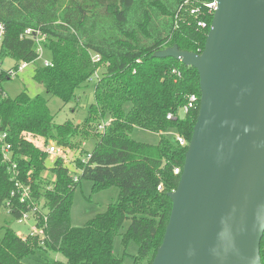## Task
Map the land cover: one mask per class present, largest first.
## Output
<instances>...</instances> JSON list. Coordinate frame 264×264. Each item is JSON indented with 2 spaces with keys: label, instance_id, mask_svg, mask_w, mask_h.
<instances>
[{
  "label": "trees",
  "instance_id": "obj_1",
  "mask_svg": "<svg viewBox=\"0 0 264 264\" xmlns=\"http://www.w3.org/2000/svg\"><path fill=\"white\" fill-rule=\"evenodd\" d=\"M184 1L0 0V20L7 29L3 57L33 61L36 43L20 35L28 27L46 34V55L53 64L34 63L33 77L49 97L64 103L77 101L78 92L105 65L95 83L88 115L80 123H55L49 97H31L23 91L15 98H0L1 124L26 157L21 164L25 172H32L35 189L44 195L49 210L45 238L31 235L23 239L5 229L0 239V264H26L24 259L39 250L65 258L53 264H124L114 252L113 241L127 219L122 243H137L133 264L152 263L169 221L172 200L168 194L180 180L201 94L194 67L155 53L174 45L201 53L213 19L210 14L203 15L208 27H197L189 11L179 13ZM205 1L209 0H200ZM202 9L207 13L205 6ZM96 54L99 60L93 59ZM173 68L181 75L172 74ZM192 93L199 96L196 107L179 116ZM168 114L174 117L168 119ZM103 120H110L104 131L92 130ZM135 128L158 133L159 142L137 141L132 136ZM22 131L67 146L78 145L82 138L89 140L91 157L86 163L78 161L83 170L80 178L91 180L96 192L117 185L118 199L84 226H72L77 183L68 167L58 165L59 161L50 164L46 153L19 139ZM169 131L184 137L188 144L178 143L176 136L167 135ZM175 168H180L179 174L174 173ZM11 188L9 175L0 164V207ZM260 254L264 264V239Z\"/></svg>",
  "mask_w": 264,
  "mask_h": 264
},
{
  "label": "water",
  "instance_id": "obj_2",
  "mask_svg": "<svg viewBox=\"0 0 264 264\" xmlns=\"http://www.w3.org/2000/svg\"><path fill=\"white\" fill-rule=\"evenodd\" d=\"M201 53H155L199 74L200 107L151 264H261L264 0H218Z\"/></svg>",
  "mask_w": 264,
  "mask_h": 264
},
{
  "label": "built area",
  "instance_id": "obj_3",
  "mask_svg": "<svg viewBox=\"0 0 264 264\" xmlns=\"http://www.w3.org/2000/svg\"><path fill=\"white\" fill-rule=\"evenodd\" d=\"M218 3V0H209L205 2H200V0H185L180 6L179 13L181 11H189V14L195 17L197 27L204 29L208 27V22L203 18V15L210 14L213 16L218 8ZM203 6L207 8V13L203 11ZM6 31L5 23L0 20V98L8 97L7 92L2 86L4 80L14 79L28 66L34 63H39L44 66L53 64L52 60L46 55V34L38 28L31 27L26 28L20 37L22 39H32L35 41L36 58L29 62L26 60L18 61L13 58L3 57L2 44ZM7 59H12L14 64L5 66V61ZM93 59L99 60L100 56L96 54L93 56ZM171 72L172 74L181 75L178 68H173ZM198 100L199 96L197 94L192 93L188 95L187 103L179 110V116H181V111H183L185 115L190 109L195 108ZM173 117L172 114H168L167 116L168 119H172ZM109 123L110 120H106L98 126L103 130ZM19 139L31 142L38 150L46 153L47 159L52 165L60 159H65L66 163L71 164L66 167L69 168V174L74 183L79 182L80 175L73 173L70 167L73 165L72 168H74L76 172L78 171L82 174L83 170L79 167L78 161L86 163L91 157L90 151L85 154L86 156H81V152H79L77 148L72 152L70 146L60 144L55 140H47L41 134L22 131L19 134ZM176 139L181 145L188 144L186 139L178 134H176ZM76 155L80 157L75 159ZM25 158L26 157L20 154L18 146L15 145L12 134L2 126L0 121V164L5 167L9 175V181L12 184L9 194L2 201L0 210H5L8 214L14 216L20 223L28 224L31 220L33 221V225L30 226V232L27 235L18 234L21 238L26 239L31 235H38L41 238H45L47 236L45 229L47 227L49 210L46 207L44 195L38 193L35 189L32 172H25L21 164V161ZM174 173L179 174L180 168H175ZM158 188L161 189V185H159Z\"/></svg>",
  "mask_w": 264,
  "mask_h": 264
},
{
  "label": "rangeland",
  "instance_id": "obj_4",
  "mask_svg": "<svg viewBox=\"0 0 264 264\" xmlns=\"http://www.w3.org/2000/svg\"><path fill=\"white\" fill-rule=\"evenodd\" d=\"M14 64L12 59H7L5 61V66ZM35 65L28 66L23 72H21L17 77L11 80H4L2 83L3 88L7 92L8 96L15 98L21 92L25 91L31 97L36 95H41L49 97L46 94L44 87L39 84L34 79ZM105 71V65H102L96 74L91 78V81L86 83L87 85L82 89L78 90V100L70 101L69 103H64L58 97H49V108L51 113L55 115V123H63L66 120H71L74 123L82 122L88 115V108L90 104L94 101V88L95 83L99 76ZM130 106L127 105V108ZM183 111H181V117H183ZM106 120H103V123ZM92 130L94 131H104L105 129H100L98 125H93ZM168 136H176L174 131H169ZM132 136L134 139L140 142H145L149 144H157L160 139V135L155 132H151L142 128H135ZM40 142V141H36ZM77 146V147H76ZM76 146H70L72 152L77 148L81 152V156L85 155V150L91 151L93 148L92 143L89 140L83 139ZM68 157V156H67ZM80 157L75 156V159ZM58 165L70 166V163H66L65 159H60ZM73 166V165H72ZM71 168L73 173L81 175L74 168ZM53 172L49 171V175ZM93 182L91 180L80 178L77 183L76 189L73 196V205L71 210L70 222L72 226L81 227L84 226L87 221L95 217L98 213L106 210L107 205L118 199L120 189L117 185H109L100 188L97 192L93 191ZM33 225V221L30 223H20L17 219L8 214L5 210H0V239L3 237L5 229L9 228L16 234L27 235L30 231V226ZM129 225V220L127 219L120 230V233L114 238L113 248L116 255L123 258L124 264H133V257L138 253V245L135 241L128 242L127 245L122 243V233H124ZM57 259L65 260V258L55 252H46L44 250H39L32 258L24 259L26 264H53Z\"/></svg>",
  "mask_w": 264,
  "mask_h": 264
}]
</instances>
